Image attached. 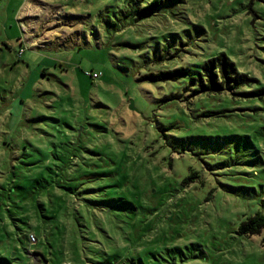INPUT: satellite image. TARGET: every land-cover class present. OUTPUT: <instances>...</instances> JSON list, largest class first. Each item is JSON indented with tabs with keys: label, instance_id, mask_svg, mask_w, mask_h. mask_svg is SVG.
<instances>
[{
	"label": "rangeland",
	"instance_id": "obj_1",
	"mask_svg": "<svg viewBox=\"0 0 264 264\" xmlns=\"http://www.w3.org/2000/svg\"><path fill=\"white\" fill-rule=\"evenodd\" d=\"M259 212L264 0H0V264H264Z\"/></svg>",
	"mask_w": 264,
	"mask_h": 264
},
{
	"label": "trees",
	"instance_id": "obj_2",
	"mask_svg": "<svg viewBox=\"0 0 264 264\" xmlns=\"http://www.w3.org/2000/svg\"><path fill=\"white\" fill-rule=\"evenodd\" d=\"M159 2L160 0H156ZM154 8L149 6L147 9ZM190 78V85L195 87L196 94L210 93V94H223L226 91L238 89L252 81L247 75L238 72L235 63H233L225 54L217 58L207 61L201 72L194 75L189 68H180L175 70L161 71L157 74H150L145 77L146 80L152 82L159 81H178L181 77ZM242 95H249V93H241ZM174 97V96H172ZM194 173L189 179H194ZM186 182H188V180ZM239 231L245 236L259 235L264 232V213H257L247 217L239 227ZM264 247V238L262 240Z\"/></svg>",
	"mask_w": 264,
	"mask_h": 264
},
{
	"label": "built area",
	"instance_id": "obj_3",
	"mask_svg": "<svg viewBox=\"0 0 264 264\" xmlns=\"http://www.w3.org/2000/svg\"><path fill=\"white\" fill-rule=\"evenodd\" d=\"M87 75L90 76L93 79H99V78H101L102 73H87ZM32 239H33L34 242L37 241L34 236H32Z\"/></svg>",
	"mask_w": 264,
	"mask_h": 264
}]
</instances>
